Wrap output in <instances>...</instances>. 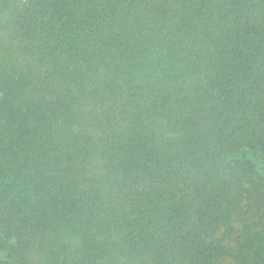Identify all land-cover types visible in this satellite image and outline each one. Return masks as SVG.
Masks as SVG:
<instances>
[{"label":"trees","instance_id":"trees-1","mask_svg":"<svg viewBox=\"0 0 264 264\" xmlns=\"http://www.w3.org/2000/svg\"><path fill=\"white\" fill-rule=\"evenodd\" d=\"M0 264H264V0H0Z\"/></svg>","mask_w":264,"mask_h":264},{"label":"rangeland","instance_id":"rangeland-1","mask_svg":"<svg viewBox=\"0 0 264 264\" xmlns=\"http://www.w3.org/2000/svg\"><path fill=\"white\" fill-rule=\"evenodd\" d=\"M254 158L256 159V161L258 162V165H261L262 164V161L261 159L257 160L256 156H254Z\"/></svg>","mask_w":264,"mask_h":264}]
</instances>
